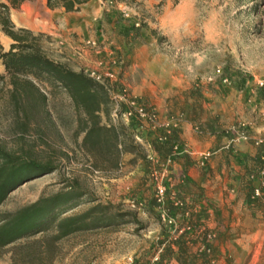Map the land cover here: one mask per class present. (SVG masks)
Wrapping results in <instances>:
<instances>
[{
  "label": "rangeland",
  "instance_id": "374dc122",
  "mask_svg": "<svg viewBox=\"0 0 264 264\" xmlns=\"http://www.w3.org/2000/svg\"><path fill=\"white\" fill-rule=\"evenodd\" d=\"M102 4L125 27L122 35L129 44L131 41L130 51L134 46H146L164 59L150 74L156 89L167 75L182 81V87L175 89L178 93L164 99L162 108L149 96H137L146 107L167 111L164 116L168 117L162 116L161 124L179 112L194 119L201 132L235 136L247 135L257 120L261 122L264 0H102ZM120 5L125 8L120 9ZM43 35L41 45L54 61L84 73L106 67L101 64L78 70L67 61H58ZM115 58L120 62L116 70L119 79L127 87L130 83L125 81L123 70L130 61L122 53ZM33 81L45 100L34 92L17 101L11 86H0V146L18 157L19 176L38 174L11 192L0 206V225L20 210L70 191V187L83 196L68 205L59 219L83 215L90 209L89 224L104 216L112 219L108 226L95 223L94 229L63 238L58 237V222L51 224L45 232L0 248V264H152L155 257L157 264H264V201L253 200V191L250 203L259 206L262 218H252L242 230L230 226L206 232L196 223L193 233H180L186 225L179 223L177 229H170L162 220L155 196L157 184H165L167 193L171 188L169 171L174 158L170 163L155 156L149 159L146 148L134 139L129 122L121 118L118 126L126 128L128 136L123 138L127 149L119 166L113 168L105 154L94 160L82 148L84 134L79 131V120L84 116L68 93L43 80ZM102 121H106L104 115ZM158 132H145L146 139L151 141ZM179 146L175 158L183 150L181 141ZM207 153L212 156V151ZM32 162L55 170L50 174H43V167L30 171ZM261 163L262 170L263 157ZM164 170L165 178L155 179ZM180 178L185 179L184 175ZM165 208L170 212L167 205ZM204 234L210 246L206 254L200 252ZM182 236L184 240L177 241Z\"/></svg>",
  "mask_w": 264,
  "mask_h": 264
},
{
  "label": "crops",
  "instance_id": "0c3cea01",
  "mask_svg": "<svg viewBox=\"0 0 264 264\" xmlns=\"http://www.w3.org/2000/svg\"><path fill=\"white\" fill-rule=\"evenodd\" d=\"M0 3L7 1L0 0ZM123 7L119 6L120 9ZM108 12L102 0H91L79 11L70 13L62 8H49L48 0H25L18 8L11 9L10 18L16 28L45 34L55 50V59L67 61L78 70L107 65L111 58L122 53L130 61V66L123 70L125 81L130 83L127 86L130 94L133 97L149 96L150 101L162 108L164 99L178 93L175 89L182 87V81L180 83L175 75H167L166 79H161L160 88L156 89L150 74L164 59L146 46H134L130 51L132 43L129 40V44L122 35L125 27ZM0 42L6 52L14 43L1 26ZM92 43L98 46L94 48ZM167 68L170 69V65ZM0 73H5L1 63ZM157 111L159 120L167 112ZM167 117L165 115L164 119ZM169 117L173 120L183 150L170 165L171 188L166 205L180 218V226L196 223L201 231L217 232L230 226L240 229L253 221L252 218H262L259 206L255 208L250 203V194L260 180L263 152L254 141L264 139V116L259 115L261 122L257 120L258 124H253L252 130L247 132L248 140L240 138L236 142L234 139L238 135L199 131L194 119H187L179 112ZM144 137H147L145 133ZM209 151H212V156L202 166L200 159ZM169 154L170 147L166 146L161 155L157 153L155 157L165 160ZM181 175H184V180ZM174 200L181 201L182 207L175 208Z\"/></svg>",
  "mask_w": 264,
  "mask_h": 264
},
{
  "label": "trees",
  "instance_id": "16d2710c",
  "mask_svg": "<svg viewBox=\"0 0 264 264\" xmlns=\"http://www.w3.org/2000/svg\"><path fill=\"white\" fill-rule=\"evenodd\" d=\"M6 1L7 3H0V26L2 31L14 43L11 45L10 50L6 52L0 42V63L5 68V73H0V86H11V95L17 101L20 98L32 96L34 92L39 94L38 98L40 100L46 99V96L41 93L33 79L43 80L52 85L62 87L72 99L77 110L84 116L79 120V131L84 134L82 148L94 160H97L103 154L107 155L112 167L117 168L121 155L127 149L123 138L128 136V134L126 128L122 126L116 127L111 124L112 100L107 89L83 71H74L65 64L56 62L48 57L41 45L43 34H35L30 30L16 28L11 21V9L18 8L25 0ZM90 1L48 0V7L51 9L62 8L70 13L79 11L83 5ZM174 1L177 2L178 0ZM138 102L142 104L139 100ZM103 115L106 118L104 123L102 121ZM130 126L132 127L133 123ZM130 136L134 141L132 135ZM179 143V137L173 130L165 143H155L154 148L161 155L162 149L169 146L170 154L166 158L168 160L175 158L174 146ZM140 148L142 147L140 146ZM261 149L263 152V148ZM16 158L18 157L7 153L0 146V206L17 187L38 175L30 172L27 175L19 176L20 171L16 164ZM30 166V171L43 167L45 170L43 174H50L55 170L50 165L44 167L34 162ZM70 188V191L42 199L11 215L0 225V248H4L25 237L45 232L49 225L56 222H58L59 238L79 231L94 229L95 223L98 226H108L111 223L112 218L104 216L96 220L95 223L89 224L92 209L83 215L59 219L61 215L67 212L68 205L83 196L76 192L75 187ZM171 211L173 210L170 209V213ZM189 225L195 230L196 225L194 223H189ZM182 240H184L183 236L177 241ZM200 243L210 250L206 234L201 236ZM202 254H206V252Z\"/></svg>",
  "mask_w": 264,
  "mask_h": 264
},
{
  "label": "built area",
  "instance_id": "2783aa9c",
  "mask_svg": "<svg viewBox=\"0 0 264 264\" xmlns=\"http://www.w3.org/2000/svg\"><path fill=\"white\" fill-rule=\"evenodd\" d=\"M128 17L129 15L126 14ZM139 26V24H136ZM92 46L96 48L97 43H92ZM120 66V62L118 58H111L109 63L104 67L102 71L98 70H87L86 74L94 79L96 82L102 84L107 89L110 98L112 100V111H111V124L114 126H118V121L121 118H125L129 125L133 123V131H134V139L136 142L142 144L147 152L148 158L153 159L155 156V143L163 144L167 141V137L172 134L173 129L175 128L173 125V120H169L163 124L160 123L159 113L155 108L146 107L138 102L137 97H133L130 94V91L124 84L120 81L117 68ZM125 107V109H124ZM158 132L155 136H153L151 141H148L146 137H144L145 132ZM248 140V136L245 134L238 135L234 142L238 139ZM255 145L263 148V160H264V139H256ZM179 144L174 146V155L179 151ZM210 157V153L203 155L201 165H205V161ZM171 162V159L168 160V163ZM166 171H162L159 176H155V179L161 177L165 178ZM167 186L165 184H157L156 186V201L159 207L162 209V220L170 229H177L178 222L175 216H173L168 210H166V193ZM253 200H262L264 201V167L260 172V180L259 184L253 189ZM176 207H181L182 202L176 201ZM193 228L188 224L185 228L180 230L182 232H192ZM207 251L206 247L203 245L200 248V252ZM158 257H155L152 264H157Z\"/></svg>",
  "mask_w": 264,
  "mask_h": 264
}]
</instances>
